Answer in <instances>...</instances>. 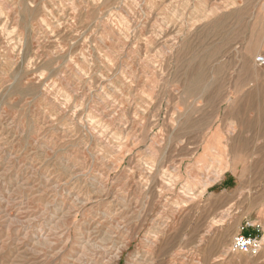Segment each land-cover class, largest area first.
<instances>
[{
	"label": "rangeland",
	"instance_id": "374dc122",
	"mask_svg": "<svg viewBox=\"0 0 264 264\" xmlns=\"http://www.w3.org/2000/svg\"><path fill=\"white\" fill-rule=\"evenodd\" d=\"M262 50L264 0H0V264H264Z\"/></svg>",
	"mask_w": 264,
	"mask_h": 264
},
{
	"label": "crops",
	"instance_id": "0c3cea01",
	"mask_svg": "<svg viewBox=\"0 0 264 264\" xmlns=\"http://www.w3.org/2000/svg\"><path fill=\"white\" fill-rule=\"evenodd\" d=\"M261 53H264V50H262ZM257 86L259 88H264V79L259 80ZM258 91H261V89ZM262 91L264 92V89H262ZM256 134L264 135V126H260L256 131ZM251 173L252 175L248 176V178L245 181L243 180L240 181L238 183V186L239 188L241 187V190L244 193L243 195H247V199L249 201H252V199H256L257 201H259L260 199H264V166L262 170H257L256 173L254 172ZM226 174H229V177L235 179V176L231 172H226ZM253 191H256V193L251 194ZM247 214L254 215L257 214V211L251 209L247 211ZM243 221L242 224L245 225H243L241 228L245 229L243 232L245 235H253L255 233L261 234L263 232L264 228H262L263 227L261 226L262 224L260 225L259 224L260 222L256 218L255 219L245 218Z\"/></svg>",
	"mask_w": 264,
	"mask_h": 264
},
{
	"label": "built area",
	"instance_id": "2783aa9c",
	"mask_svg": "<svg viewBox=\"0 0 264 264\" xmlns=\"http://www.w3.org/2000/svg\"><path fill=\"white\" fill-rule=\"evenodd\" d=\"M254 63L264 72V53L255 56ZM243 231L242 229L241 232ZM262 246V238L257 233L253 235L239 233L233 237L229 251L255 257L261 252Z\"/></svg>",
	"mask_w": 264,
	"mask_h": 264
},
{
	"label": "bare ground",
	"instance_id": "6f19581e",
	"mask_svg": "<svg viewBox=\"0 0 264 264\" xmlns=\"http://www.w3.org/2000/svg\"><path fill=\"white\" fill-rule=\"evenodd\" d=\"M208 13H209V12H208ZM208 13H207V14H208Z\"/></svg>",
	"mask_w": 264,
	"mask_h": 264
}]
</instances>
